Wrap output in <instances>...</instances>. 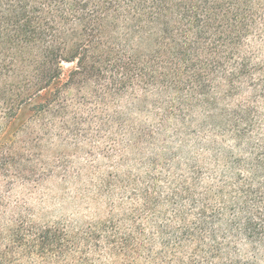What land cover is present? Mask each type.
Wrapping results in <instances>:
<instances>
[{
  "label": "trees",
  "instance_id": "16d2710c",
  "mask_svg": "<svg viewBox=\"0 0 264 264\" xmlns=\"http://www.w3.org/2000/svg\"><path fill=\"white\" fill-rule=\"evenodd\" d=\"M0 44L18 48L23 62L39 56L32 92L2 100L6 138L52 113L63 86L98 84L119 100L137 89L134 112L149 106L165 125L152 132L121 115L120 134L134 139L131 146L161 130L178 139L187 132L197 153L181 161L166 150L173 163L165 170L157 173L151 156L153 174L118 175L122 197L156 215L134 229L150 246L190 250L201 264H264V0H0ZM62 62L74 64L64 83ZM6 160L0 156V171ZM164 206L172 212L157 209Z\"/></svg>",
  "mask_w": 264,
  "mask_h": 264
},
{
  "label": "rangeland",
  "instance_id": "374dc122",
  "mask_svg": "<svg viewBox=\"0 0 264 264\" xmlns=\"http://www.w3.org/2000/svg\"><path fill=\"white\" fill-rule=\"evenodd\" d=\"M16 53L22 54L15 46L0 44V64L5 68L0 74V156L7 159L0 171V264H179V260L201 264V257L191 256L190 250L150 246L133 223L148 226L147 221H154L156 215L139 199L123 198L116 182L122 174L125 180L153 174L149 173L151 156H156L155 171L165 170L173 163L167 161L166 150L181 161L189 152L196 155L190 135L182 132L178 139L161 130L135 148L130 143L134 139L129 142L120 134L121 115L126 125L152 132L165 119L161 121L157 110L149 106L143 113L134 112L130 102L137 89L128 90V98L119 100L103 86L95 89L98 84H88L82 89L61 87L52 113L28 121L6 138L9 127L2 100L24 88L32 92L28 89L33 83L31 66L39 60L32 53L23 62L15 58ZM73 65L61 63L62 83ZM60 106L65 107L64 114ZM51 115H56L55 120ZM258 124L264 132V116ZM222 140L230 146L228 139ZM18 163L23 171L16 167ZM159 184L161 196L169 194V185ZM157 209L167 215L172 212L167 206ZM137 241L147 243L146 247L137 251Z\"/></svg>",
  "mask_w": 264,
  "mask_h": 264
}]
</instances>
